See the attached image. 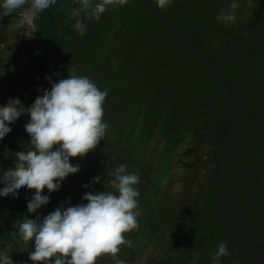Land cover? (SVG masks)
Instances as JSON below:
<instances>
[{
  "label": "rangeland",
  "instance_id": "obj_1",
  "mask_svg": "<svg viewBox=\"0 0 264 264\" xmlns=\"http://www.w3.org/2000/svg\"><path fill=\"white\" fill-rule=\"evenodd\" d=\"M60 1L51 7L58 9ZM258 1L172 0L164 10L156 0H128L113 10L111 21L104 15L107 26L100 29L106 31L89 50L96 62L86 76L107 92L105 140L83 158L70 159L80 171L65 178L58 191L49 194L45 189L42 194L49 195L50 202L36 213L27 211L34 190H19L23 206L12 205L17 210L5 209L2 216L12 214L5 221L0 218V251H7L14 264H33L29 252L34 242L20 241L14 224L67 207L69 199L71 206L87 203L82 197L88 191H114L108 174L123 164L140 177V215L139 228L126 234L131 246H121L118 259L126 264H212L224 242L230 255L221 257L220 264H264V214L259 210L264 208V14L251 25ZM230 13L234 22L217 21L218 15ZM17 19L12 14L0 33L5 72H25L31 62L26 48L34 46L36 27L13 31L9 26ZM56 58L46 76L59 81L63 68ZM209 80L213 86L202 92ZM33 82L38 95L51 90L37 78ZM202 103H220L226 128L217 142L195 114ZM30 147L16 149L7 169L14 167L16 152ZM4 154L2 147L0 162ZM240 170L247 173L249 199L244 187L238 190L241 197L237 192ZM96 176L100 182L90 183ZM214 186L216 199L211 196ZM218 202L226 217L213 206ZM96 264L115 262L105 255Z\"/></svg>",
  "mask_w": 264,
  "mask_h": 264
},
{
  "label": "clouds",
  "instance_id": "obj_2",
  "mask_svg": "<svg viewBox=\"0 0 264 264\" xmlns=\"http://www.w3.org/2000/svg\"><path fill=\"white\" fill-rule=\"evenodd\" d=\"M57 0H0V16L14 13L18 19L10 24L13 31L32 27L39 14ZM128 0H77L78 6L69 13L75 20L74 29L83 36L84 18L99 21L109 7L116 8ZM172 0H156L159 8L167 10ZM234 9L237 5H231ZM218 22H234V14L216 17ZM12 70V69H9ZM0 65V75L5 73ZM51 90L44 89L34 102L25 107L19 98L9 99L0 106V140L12 129L9 125L23 114L30 119L24 125L30 136L29 150L15 153L14 167L0 175V197L18 196L21 188L34 190L27 203L28 213H36L47 205L49 195L58 191L70 174L80 171L79 165L70 163L71 158H83L105 140L108 124L104 122L103 104L107 97L87 76L68 72L67 78L53 82L46 76ZM108 185L114 191H88L82 199L87 203L61 205L46 216L35 219L24 217L14 224L15 233L25 245L34 242L29 252L33 264H96L97 258L108 256L115 264H126L118 259L121 246H131L126 234L139 228L136 185L140 177L129 173L121 164L108 174ZM100 182L96 176L90 183ZM84 188L90 184L83 185ZM7 249L12 244L6 245ZM230 255L227 245L221 242L212 256V264H220V258ZM0 264H14L7 251H0Z\"/></svg>",
  "mask_w": 264,
  "mask_h": 264
},
{
  "label": "trees",
  "instance_id": "obj_3",
  "mask_svg": "<svg viewBox=\"0 0 264 264\" xmlns=\"http://www.w3.org/2000/svg\"><path fill=\"white\" fill-rule=\"evenodd\" d=\"M96 2H98V0H93V3ZM77 6V0H67V2L66 0H63L60 1L58 9L50 7L39 14L38 18L34 22L36 27L33 37L34 46H28L26 48L27 54L31 59L29 68L22 73L5 72L3 75H0V98L3 102L2 106L6 105L9 99L14 98H19L25 107L30 106L38 96L37 92L31 88V86H33L31 84L34 83L33 80L35 78H37V83H42L44 86L50 87V84L46 80V75L49 71L50 65L54 61V57L59 58L60 67L63 68V77L61 79L67 78L68 72L71 74L74 71L76 75L86 76V73L88 74V72L93 69L91 65L96 62V59L94 55L89 53V50L90 48H95L99 40L104 36L103 33L106 30L103 31L100 29L101 26H103V28L104 26H107L105 24L103 25L104 15L105 17L109 16V20L111 21V14L115 8H109L104 14H102L99 21L84 18V23L86 25L85 34L80 36L74 29L75 20L69 19L70 11ZM263 14L264 0H259L251 25H257ZM11 16L12 15L1 17L0 33ZM153 23L156 25V21ZM56 24L59 27L57 35L54 33ZM156 30L157 28L154 26L152 31L155 32ZM36 40H38V42ZM52 81L58 82L56 78H53ZM204 81L205 78L202 77L201 82L203 83ZM209 81V83L206 82L203 84L202 92H206L209 85L213 86L211 80ZM219 106L220 103L215 107L208 106L207 103H202L195 109V114L199 117V123L205 122L204 126H201L208 132L209 135L213 136L215 142L220 140V136L222 137L226 128L225 121L222 123V120L220 119ZM29 119L30 117L27 114L21 115L15 123L9 125L12 131L6 134L4 139L0 140V148L3 147L6 151V154L3 155L4 158H2V161L0 162V175L7 170V164L13 156V152L23 144H29L30 136L26 133L24 128V125ZM260 158L264 161V147ZM239 162L244 168L246 164L237 159L236 164ZM261 166L262 165H260L259 170L263 168ZM242 167L240 168L242 169ZM238 174L241 178V182L239 184L241 188H238L237 192L244 187L243 191L247 193L246 199H249L251 195L248 193V188H246L248 182L247 178H245L247 177V173L245 170H240L236 175L238 176ZM214 178L217 179L215 175ZM0 186H3V184L0 183ZM214 187L215 189L212 191L211 196L213 199H216L217 189L216 186ZM237 192L232 191L234 195ZM238 193L240 195V192ZM261 195L263 197V193H261ZM254 196L256 199L259 198L256 195ZM235 197L236 196H233L232 199ZM225 199L228 200L227 198ZM3 203L4 205H2ZM14 204L17 208L23 206L20 205L18 197L11 199L10 201L5 200V197H0V218L2 217V220L5 221L12 214V212L7 211L4 213V216H2L5 209L11 208L13 210H17L14 206L11 207ZM218 204L214 203L213 206L215 208L218 206L219 208L217 207L216 209H220L219 214H223L226 217L224 207H221L223 203L218 202ZM204 205H201V211L206 209ZM259 210L264 214V208L261 209L259 207ZM229 216H227V219ZM193 223H195V221H193Z\"/></svg>",
  "mask_w": 264,
  "mask_h": 264
}]
</instances>
